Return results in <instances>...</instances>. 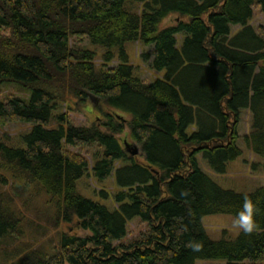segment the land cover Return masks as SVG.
I'll list each match as a JSON object with an SVG mask.
<instances>
[{
  "label": "trees",
  "instance_id": "16d2710c",
  "mask_svg": "<svg viewBox=\"0 0 264 264\" xmlns=\"http://www.w3.org/2000/svg\"><path fill=\"white\" fill-rule=\"evenodd\" d=\"M255 11L264 16V0H0V88L30 94L0 100V126L31 125L24 147L0 142V242L20 239L32 203L46 231L74 221L47 249L29 240L5 264H264V187L223 189L198 164L200 156L226 173L242 154L243 111V142L264 158V24L250 23ZM128 42L152 49L140 57L157 77L136 74ZM62 104L93 121L74 123ZM93 146L89 158L83 149ZM86 173L112 208L78 192ZM245 197L256 231L211 239L202 218L235 219ZM134 218L145 228L123 243Z\"/></svg>",
  "mask_w": 264,
  "mask_h": 264
},
{
  "label": "rangeland",
  "instance_id": "374dc122",
  "mask_svg": "<svg viewBox=\"0 0 264 264\" xmlns=\"http://www.w3.org/2000/svg\"><path fill=\"white\" fill-rule=\"evenodd\" d=\"M171 22V19H167L166 22H163L162 26L164 27L166 26L165 24L168 25ZM250 23L255 27L260 24H264V16L260 12L255 11L254 17ZM80 44H82L83 46H87V48L96 52L97 54H102L105 52L104 48L92 44L89 45L87 40H83ZM125 50L129 57V61L134 65L135 72L138 76L147 80H152L157 77L156 72H149L140 57L143 51H148V53H151L152 49L150 47L143 49L142 46L138 43L128 42L125 44ZM113 52L115 56H118V49L113 50ZM7 95H15L22 98H28L30 94L28 92L20 90L19 85H17L16 83H7L0 88V100H2ZM60 110L66 111L69 114L70 119L76 124L87 125L93 121V117L95 115H91V113H89L88 111L85 112L82 109H77V107H75L73 104L71 110H67V105L64 104H62ZM249 126L250 114L248 111H243L241 113V122L239 126L240 138L237 142L238 146L242 150V154L235 160H232L228 163L226 173H215L209 168L204 159H202L200 156L198 157V164L202 171H204L215 183H217L223 189L232 190L239 193H250L255 191L259 187H264V158L253 155L245 146L242 139L244 133L249 130ZM30 127V124L21 122L11 123L6 126H0V142L15 147H24L23 138L26 134L29 133ZM126 141L128 144H134V142H131L129 137L126 138ZM136 146L138 147V145ZM97 149L98 148L94 146L87 147L83 149V152L90 158L92 154L97 151ZM89 176L90 175L86 173L77 181L76 186L78 192L88 199L103 203L109 208H112L111 203H108L106 200L102 199L96 194L99 186L95 185L93 188L92 180ZM112 188V186H109L108 190H112ZM8 191L11 193L10 196L16 197L17 193L12 188H8ZM20 200L21 201H17L19 205H21L22 202L25 203V197H22ZM38 208H35L32 203L31 209L26 213L27 217L31 220V222L29 223L31 225H26L27 227L23 228V233L18 241L4 239L2 240V242H0V264H5L6 258H12L16 249L18 250L24 247L23 244L29 243V240L32 241L33 248L43 246L45 249H47L49 247L47 241L55 238L58 231L73 230L72 226L74 225V221L72 223L62 224L58 230L49 228V230L46 231L43 228H40L39 224H36L39 222V218L36 212ZM32 221H34V225H32ZM233 221L234 217L230 214H209L205 215L202 218V223L207 231V234L213 240H220L222 238H236L239 230L233 226ZM144 228V224L141 223L140 219L134 218L128 223V234L122 240V242L126 243L129 239L134 237ZM75 230L74 231L80 236H86L89 234V232L85 230ZM196 264H226V262L219 259H210L199 260L196 262Z\"/></svg>",
  "mask_w": 264,
  "mask_h": 264
},
{
  "label": "clouds",
  "instance_id": "9594fccd",
  "mask_svg": "<svg viewBox=\"0 0 264 264\" xmlns=\"http://www.w3.org/2000/svg\"><path fill=\"white\" fill-rule=\"evenodd\" d=\"M255 214V204L248 197H245L240 210L235 214L233 226L244 235H252L257 229Z\"/></svg>",
  "mask_w": 264,
  "mask_h": 264
},
{
  "label": "water",
  "instance_id": "95a60500",
  "mask_svg": "<svg viewBox=\"0 0 264 264\" xmlns=\"http://www.w3.org/2000/svg\"><path fill=\"white\" fill-rule=\"evenodd\" d=\"M127 146V145H126ZM129 146V145H128ZM132 153L133 154H137L138 153V149L137 148H135V150L134 151H132Z\"/></svg>",
  "mask_w": 264,
  "mask_h": 264
}]
</instances>
